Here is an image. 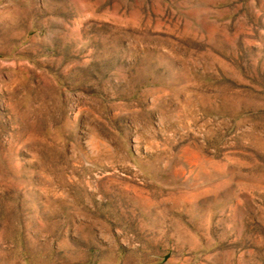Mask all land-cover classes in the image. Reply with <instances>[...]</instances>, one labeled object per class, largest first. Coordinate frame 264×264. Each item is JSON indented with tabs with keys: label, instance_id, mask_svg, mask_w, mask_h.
<instances>
[{
	"label": "rangeland",
	"instance_id": "1",
	"mask_svg": "<svg viewBox=\"0 0 264 264\" xmlns=\"http://www.w3.org/2000/svg\"><path fill=\"white\" fill-rule=\"evenodd\" d=\"M0 264H264V0H0Z\"/></svg>",
	"mask_w": 264,
	"mask_h": 264
}]
</instances>
